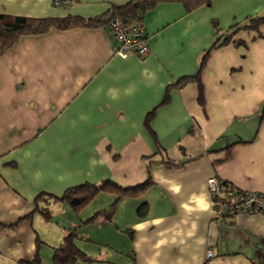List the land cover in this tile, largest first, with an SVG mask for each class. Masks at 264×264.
Listing matches in <instances>:
<instances>
[{
    "label": "crops",
    "instance_id": "obj_1",
    "mask_svg": "<svg viewBox=\"0 0 264 264\" xmlns=\"http://www.w3.org/2000/svg\"><path fill=\"white\" fill-rule=\"evenodd\" d=\"M128 1L0 0V13L90 18ZM263 14L264 0H210L189 11L160 2L141 20L143 57L117 56L107 25L22 35L4 51L0 264H28L36 252L53 264V247L73 227L91 259L75 264H264V214L216 218L208 190L214 177L264 196V23L211 50L200 74L203 105L196 82L173 85L196 74L216 36ZM148 176L152 184L120 199L110 221L81 224L110 205L112 192L97 194L90 203L105 201L87 203L78 218L65 203L36 201L84 182L132 186Z\"/></svg>",
    "mask_w": 264,
    "mask_h": 264
},
{
    "label": "trees",
    "instance_id": "obj_2",
    "mask_svg": "<svg viewBox=\"0 0 264 264\" xmlns=\"http://www.w3.org/2000/svg\"><path fill=\"white\" fill-rule=\"evenodd\" d=\"M71 1L73 0H67L68 3ZM160 2H181L185 9L189 11L201 4H209L210 0H129L123 5H112L103 15L90 18H83L79 16L34 18L0 13V55L7 49L11 48L22 35L40 34L52 28L66 29L74 26H102L107 25L114 17L135 19L141 22L143 15ZM262 23H264V14L260 16L248 17L245 23L232 25L230 27L231 32L228 35L221 37L216 36L210 48H208L202 55L196 74L194 76L181 77L173 85L178 87L190 81L196 82L198 87V102L203 105V87L200 81V74L206 64L211 50L229 42L235 31L240 29L258 30ZM170 87L171 86L169 85L162 102L167 101L168 90ZM152 115L153 111L148 113L145 117V125L147 127ZM260 119L264 120V103L261 107ZM225 183L227 184V182ZM151 184L152 181L149 176L144 182L132 186H122L109 179L102 180L98 183L84 182L66 189L59 197L41 193L36 198V201L43 196H47L54 202L65 203L71 207L72 210L78 212L83 206H85L101 192L108 191L115 194L114 200L106 209L99 210L85 221H82L81 224L85 225L94 222L98 216H103L106 220L110 221L115 213L116 205L120 199L123 197L138 196L142 194ZM144 206L145 204L139 206L138 215L143 216ZM40 212L44 219L50 220V214L47 210L41 209ZM77 230L78 227L68 229L66 234L63 236L62 242L58 246L53 247V264H75L78 260H91L76 245L75 240L78 237ZM27 263L41 264L38 253L36 252L33 259Z\"/></svg>",
    "mask_w": 264,
    "mask_h": 264
},
{
    "label": "built area",
    "instance_id": "obj_3",
    "mask_svg": "<svg viewBox=\"0 0 264 264\" xmlns=\"http://www.w3.org/2000/svg\"><path fill=\"white\" fill-rule=\"evenodd\" d=\"M54 4H65L67 0H53ZM107 26L116 40L114 53L126 58L135 53L141 57L149 52L148 43L141 22L135 19L112 18ZM208 190L212 197L214 216H233L237 212H260L264 214V196L255 192H244L229 183L216 178L208 180ZM211 251L207 257H211Z\"/></svg>",
    "mask_w": 264,
    "mask_h": 264
},
{
    "label": "rangeland",
    "instance_id": "obj_4",
    "mask_svg": "<svg viewBox=\"0 0 264 264\" xmlns=\"http://www.w3.org/2000/svg\"><path fill=\"white\" fill-rule=\"evenodd\" d=\"M100 197H101V196H100ZM103 197H104V196H103ZM97 199H99V200H93V202H91V203L88 202V203H90L89 205H93V204H94V205H99V204L101 203L100 200H102V202L105 201V200L102 199V198H97ZM111 202H112V201H111ZM96 203H97V204H96ZM110 204H111V203H110ZM66 207H67V206H66ZM68 207H69V206H68ZM88 207H90V206H87V208H88ZM83 208H84V206H83L79 211H81ZM87 208H86V209H87ZM69 209H71V211L73 212V214L76 215V218H78V216H77V212H75L74 210H72L71 207H69ZM79 211H78V212H79ZM92 213H93V211H92ZM73 214L71 213V215H72L71 217H72V218L75 217ZM93 214H94V213H93ZM93 214H92V215H93ZM92 215H91V216H92ZM53 218H54V217H53ZM96 219H97V218H96ZM96 219H95V220H96ZM53 220H55V221H56V220H57V221H61V220H63V217H62V216H56ZM94 222H95V221H94Z\"/></svg>",
    "mask_w": 264,
    "mask_h": 264
}]
</instances>
